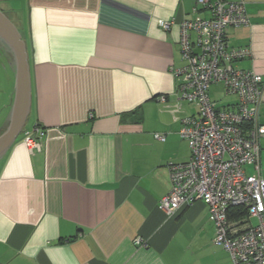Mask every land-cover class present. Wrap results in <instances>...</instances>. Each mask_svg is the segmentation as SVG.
<instances>
[{
	"label": "crops",
	"instance_id": "crops-1",
	"mask_svg": "<svg viewBox=\"0 0 264 264\" xmlns=\"http://www.w3.org/2000/svg\"><path fill=\"white\" fill-rule=\"evenodd\" d=\"M19 1L11 20L28 53L30 106L0 159V264H233L213 243L203 202L158 208L168 164L190 158L181 119L196 116L197 104L177 100L173 70L185 64L180 22L194 17L195 0ZM225 1L241 3L249 22L226 31L228 46L249 50L234 64L264 82V0ZM0 49L12 69L1 132L15 71ZM209 97L236 101L221 83ZM258 120L264 125V85ZM36 126L45 135L30 151L22 138ZM259 145L264 177V133Z\"/></svg>",
	"mask_w": 264,
	"mask_h": 264
},
{
	"label": "built area",
	"instance_id": "built-area-1",
	"mask_svg": "<svg viewBox=\"0 0 264 264\" xmlns=\"http://www.w3.org/2000/svg\"><path fill=\"white\" fill-rule=\"evenodd\" d=\"M198 7L209 16H200ZM193 12L192 19L180 22L185 64L173 70L179 81L177 100L197 104L196 116L181 119L180 135L190 158L168 164L170 188L158 208L171 213L203 202L214 226L213 243L227 251L232 263L264 264V177L259 164L264 125L258 120L264 82L260 75L235 66L249 50L228 46L225 37L229 27L247 26L248 17L241 3L225 0H195ZM170 23L160 21V26L168 29ZM214 83H221L236 101L230 106L212 101L209 90ZM44 135L36 126L22 142L30 151L39 150ZM155 137L164 140L163 135ZM247 163L253 165L251 174L243 168ZM135 243L142 244L141 238Z\"/></svg>",
	"mask_w": 264,
	"mask_h": 264
},
{
	"label": "water",
	"instance_id": "water-1",
	"mask_svg": "<svg viewBox=\"0 0 264 264\" xmlns=\"http://www.w3.org/2000/svg\"><path fill=\"white\" fill-rule=\"evenodd\" d=\"M0 46L15 71L14 95L8 121L0 132V159L21 133L30 106L31 79L26 45L14 22L0 9Z\"/></svg>",
	"mask_w": 264,
	"mask_h": 264
},
{
	"label": "rangeland",
	"instance_id": "rangeland-1",
	"mask_svg": "<svg viewBox=\"0 0 264 264\" xmlns=\"http://www.w3.org/2000/svg\"><path fill=\"white\" fill-rule=\"evenodd\" d=\"M23 5L24 4H21L19 0H7V2L6 0L0 1V9H2V11L7 15L8 18L10 17L9 19H11L12 17L11 11L15 10L16 8H20ZM10 81H12V69L9 65L6 55L0 49V105H2V103L4 102V99L10 92V89H11ZM224 97L225 96H222L221 100H219L221 104L223 103L222 101L225 102ZM2 110L0 111V121L4 115ZM228 258H230V256ZM229 260L232 263L231 258Z\"/></svg>",
	"mask_w": 264,
	"mask_h": 264
},
{
	"label": "trees",
	"instance_id": "trees-1",
	"mask_svg": "<svg viewBox=\"0 0 264 264\" xmlns=\"http://www.w3.org/2000/svg\"><path fill=\"white\" fill-rule=\"evenodd\" d=\"M198 9V8H197ZM230 217V216H229Z\"/></svg>",
	"mask_w": 264,
	"mask_h": 264
}]
</instances>
